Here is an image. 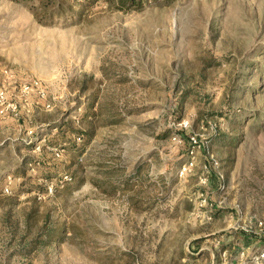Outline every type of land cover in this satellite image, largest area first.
<instances>
[{
    "label": "rangeland",
    "instance_id": "374dc122",
    "mask_svg": "<svg viewBox=\"0 0 264 264\" xmlns=\"http://www.w3.org/2000/svg\"><path fill=\"white\" fill-rule=\"evenodd\" d=\"M74 1L0 0V264H252L264 0Z\"/></svg>",
    "mask_w": 264,
    "mask_h": 264
},
{
    "label": "trees",
    "instance_id": "16d2710c",
    "mask_svg": "<svg viewBox=\"0 0 264 264\" xmlns=\"http://www.w3.org/2000/svg\"><path fill=\"white\" fill-rule=\"evenodd\" d=\"M37 6L31 7L36 20L44 25H51L55 20L71 14L74 7V0H35ZM39 11V12H38ZM112 124V123H110ZM57 128V127H55ZM72 134L78 131L71 132ZM190 145V143H189ZM191 146V145H190ZM34 164V161H28L27 164Z\"/></svg>",
    "mask_w": 264,
    "mask_h": 264
},
{
    "label": "built area",
    "instance_id": "2783aa9c",
    "mask_svg": "<svg viewBox=\"0 0 264 264\" xmlns=\"http://www.w3.org/2000/svg\"><path fill=\"white\" fill-rule=\"evenodd\" d=\"M21 95H28L30 93H36L39 97L41 98H45V90L40 86L38 81H33L32 83L28 84V85H22L21 89H20ZM3 100V93L0 91V101ZM79 142H81V137L78 136L76 138L75 143L78 144ZM189 143L191 145L192 148H194L197 144V141L195 140V138L191 137L189 140ZM38 149V148H37ZM52 152L55 154V156L59 157L62 155L63 150L60 149V147H54L51 149ZM193 156H191L189 158V160L185 161L181 168L180 171L181 172H185L187 169H191L193 167ZM33 165L32 163L29 164V166ZM65 179H67V177H65ZM7 192V188L4 189ZM49 191L51 192V190L49 189ZM264 261V251L260 252L257 256L254 257L252 264H260V262Z\"/></svg>",
    "mask_w": 264,
    "mask_h": 264
},
{
    "label": "crops",
    "instance_id": "0c3cea01",
    "mask_svg": "<svg viewBox=\"0 0 264 264\" xmlns=\"http://www.w3.org/2000/svg\"><path fill=\"white\" fill-rule=\"evenodd\" d=\"M96 118L94 120H97ZM119 121H121V120H119ZM83 122L89 123L90 121L86 120V121H83ZM111 123L112 124L109 123L107 126H114V125L118 124L117 121H114V120ZM78 132L80 133L79 136L82 138V142H83L84 145H83V147H80L79 149H78V147L73 148V146H71V149H70L71 151H75L74 154H75V156L77 158H79L81 156H84L86 154V152L88 150V146L87 145H89L90 140L95 136V132L94 131H89L88 129H81ZM71 134L72 133H70V135ZM75 135L76 134H72L71 136L74 137ZM76 146H78V145H76ZM75 156L72 158V161H69L70 163H67V167L68 168H71V167L74 166V164L76 162L75 160L77 159ZM84 160L88 161V157H85ZM74 180L76 181V179H74Z\"/></svg>",
    "mask_w": 264,
    "mask_h": 264
}]
</instances>
